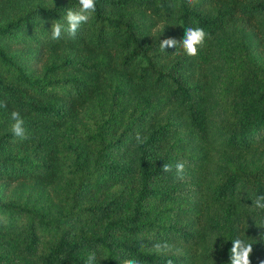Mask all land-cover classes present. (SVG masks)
Instances as JSON below:
<instances>
[{
	"label": "trees",
	"instance_id": "obj_1",
	"mask_svg": "<svg viewBox=\"0 0 264 264\" xmlns=\"http://www.w3.org/2000/svg\"><path fill=\"white\" fill-rule=\"evenodd\" d=\"M78 7L0 0V264H262L264 0H96L52 40ZM187 27L197 56L160 49Z\"/></svg>",
	"mask_w": 264,
	"mask_h": 264
},
{
	"label": "clouds",
	"instance_id": "obj_2",
	"mask_svg": "<svg viewBox=\"0 0 264 264\" xmlns=\"http://www.w3.org/2000/svg\"><path fill=\"white\" fill-rule=\"evenodd\" d=\"M79 7L77 9L69 8L65 17V23L60 20L54 21L50 30V38L52 40H59L62 33L66 32L69 37L75 38L82 24H87L91 14L96 10V0H78ZM66 25V26H65ZM184 37L181 40L168 38L160 42V49L165 50L166 47L182 49L184 54L189 57L198 55L199 48L205 43L208 34L201 27H187L184 28ZM0 107L7 108V101H0ZM13 121L10 126L12 135L16 138L26 139L25 119L18 110H14L10 114ZM137 143H143L144 140L140 133L136 134ZM162 171L165 173L172 172L173 166L170 164H163ZM186 178L185 162H177L175 164V179L183 181ZM257 210H264V195L257 196L252 203ZM231 248L229 250V264H251L250 256L253 252L251 243L241 238H235L231 241ZM152 248L157 253H163L168 250L167 242H156ZM86 264H96L95 252L89 253ZM122 264H140L136 258H127L122 261ZM169 264L171 262L169 261ZM264 264V262H262Z\"/></svg>",
	"mask_w": 264,
	"mask_h": 264
}]
</instances>
